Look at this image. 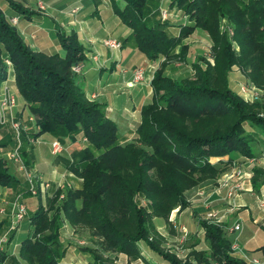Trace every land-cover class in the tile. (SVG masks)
Masks as SVG:
<instances>
[{
  "label": "trees",
  "instance_id": "obj_1",
  "mask_svg": "<svg viewBox=\"0 0 264 264\" xmlns=\"http://www.w3.org/2000/svg\"><path fill=\"white\" fill-rule=\"evenodd\" d=\"M6 1L17 13H30ZM121 4L115 12L131 30L126 40L133 39L150 62L181 57L176 49L186 50L183 40L196 29L212 40V62L199 57L192 63L190 78L168 76L164 64L156 69L151 101L142 107L140 122L128 141L122 140L104 105L88 99L81 72L73 70L85 61V47L77 33L56 29L62 53L46 54L24 42L0 8V83L7 80L11 68L13 84L33 117L32 122L17 118L28 125L22 132L24 163L31 166L25 145L32 146L31 141L42 134L62 144L65 139L83 140L82 149L74 154L76 160H63L80 186L66 187L62 193L57 190L53 199L46 194L45 201L41 193L36 195L38 206L18 245L24 264H61L67 250L60 236L65 223L74 232L87 229L99 240V248H82L92 258L91 264H113L105 253L125 254L127 264L137 259L153 264L142 256L139 242L165 264H193L161 247L163 236L154 218L167 221L174 208L188 207L185 192L219 174L221 168L210 162L211 157L232 152L253 157V135L264 137V102H246L228 82V73L236 66L249 81L264 87V0H169L167 9L180 14L177 23L156 18L158 9H151V0H121ZM222 19L230 23L231 36L220 29ZM172 26L179 28L177 35L168 33ZM9 129L10 136L0 140V187H15L16 194L24 196L26 186L19 184L7 165L14 140ZM255 174L263 175L264 170L255 169ZM199 224L210 250L194 252L195 264H246L230 255L231 243L219 225L205 220ZM260 249L264 252V245ZM3 260L1 255V264Z\"/></svg>",
  "mask_w": 264,
  "mask_h": 264
},
{
  "label": "crops",
  "instance_id": "obj_2",
  "mask_svg": "<svg viewBox=\"0 0 264 264\" xmlns=\"http://www.w3.org/2000/svg\"><path fill=\"white\" fill-rule=\"evenodd\" d=\"M12 1L20 4L30 13L27 15L17 13L6 0H0V8L8 20L17 18L15 27L18 33L24 42L34 50L46 54L62 53L56 29L77 33L80 42L85 47V61L79 78L83 83L86 95L89 99L99 101L104 105L106 115L116 123L122 140H130L140 122L142 107L151 101L150 83L157 69V63L148 61L145 55L139 52L133 39L126 40L131 30L115 12V6L122 4L116 0ZM39 1L46 6L45 10L38 8ZM168 5L169 0H151V9H158L156 18H160L159 10L167 8ZM172 14H175L174 16L177 18H171L172 16L169 18L177 23V20L180 19L178 12H172ZM198 30H194L190 35ZM167 31L170 35H177L179 28L172 26ZM205 34L208 36L207 33ZM106 37L117 39L121 43L120 49L111 50L105 47L102 40ZM188 37L185 39L187 40ZM185 39L183 42L188 44ZM136 57L137 59H135ZM140 65L146 68L145 78L140 83H133L132 72ZM4 87L14 95L15 103L17 101V104H14L6 113L10 112L16 118H24V115L29 116L30 113L24 107L23 99L13 84L11 68L8 70L7 80L0 83V91ZM247 129L254 132V129L249 126ZM10 134L8 125L0 124V140H6ZM252 138L253 157L242 156L237 152L211 157L210 162L219 164L221 168L219 174L213 179L200 182L185 192L189 202L188 207L174 208L167 221L160 217L154 218L157 231L170 241V245L166 249L183 262L195 264L194 252L209 253V242L205 237L204 229L199 224V220H205L219 225L231 245L233 243L238 245L237 250L230 252L233 258L240 259L246 264H251L252 259H257L261 264H264V252L260 249L264 245V206L261 205V201L264 200V174L257 177L255 174V169L264 170V137L256 133ZM53 139L54 137L45 133L31 141L32 146L25 145L24 148L30 157L31 168H36L39 155L44 149L47 159H43L49 166L47 178L56 179L59 173L63 172L66 174V181L68 180L73 186L79 187V181L75 180L68 172L63 160L75 161L74 154L82 149L83 140L65 139L63 145L66 149L57 156L50 151L49 142ZM230 187L235 189L232 195L228 194ZM0 188L3 194L2 200L5 202L9 203L18 196L15 187ZM209 211L216 213V218H208ZM4 215V218H0V222H3L0 225V236L6 232L4 229H6V221L8 222V215ZM235 224L239 225V229H233ZM19 226L20 224L14 232L9 233L8 242L4 245L1 254L4 257L2 264H24L18 256V245L27 234L29 226L27 223L25 235L12 244V238ZM180 226L187 229L186 236H183L179 229ZM73 232V228L67 223L60 230L62 241L67 245L61 264H91L92 260L81 259V252L73 239ZM140 243L143 242H139V247L145 260L151 261L153 264H165L144 243ZM116 256L122 261L120 263H127L128 257L125 254L120 253ZM137 260L141 264H145L143 260Z\"/></svg>",
  "mask_w": 264,
  "mask_h": 264
},
{
  "label": "rangeland",
  "instance_id": "obj_3",
  "mask_svg": "<svg viewBox=\"0 0 264 264\" xmlns=\"http://www.w3.org/2000/svg\"><path fill=\"white\" fill-rule=\"evenodd\" d=\"M116 1L119 4H121V0H116ZM37 5H38V8L40 10L46 9V6H44V4H42V2H40V1L38 2ZM173 13H176V12L173 11ZM174 15L175 14H171L170 15V16H172L171 18H177ZM178 15L180 18V14H178ZM183 19H184V22L187 21V18H183ZM9 21L13 25H15L17 23V20L14 22L13 18H11ZM220 29L226 30L228 35H230V36L233 34L231 25L226 19L221 20ZM205 33L206 32L204 30L199 29L198 31L194 32L192 35H189V37L187 36L188 39L187 40L185 39V41H187V43H188V44H186L187 49L186 50L184 49L185 51L183 49H180V48L176 49V54L180 55L181 57L175 56V57H171L169 59H163L162 58L161 60L156 61L157 69L159 67H161L162 64H164L163 71L168 76H170L174 79H182V78H187V77L190 78L191 76H193V73H194V71L192 69V63H194L195 61H198L199 57H206L207 59H209L212 62V59L210 57L212 40H211L210 36L209 35L207 36ZM32 37H34V36L32 35ZM234 47L236 50L238 49V47L235 44H234ZM139 52H141V51H139ZM135 59H137V57ZM5 63L8 64L6 61H5ZM199 64L204 66L203 61H199ZM228 82H229L230 88L232 90H234L235 92H237V94L241 98H243L246 102H249V103L264 102V87H259L256 84H254L253 82L249 81L236 66L232 67L231 71L228 73ZM241 86L250 87V89H249L250 91L243 94L241 91ZM89 100H91V99H89ZM15 104H17V101ZM260 115L262 116L263 114H260ZM26 118H27V116L24 115L23 119H26ZM256 132H258V131H256ZM260 135H262V134L260 133ZM22 142H23V140H22ZM14 144H15V141L13 140V142H11V146L9 147L8 151L11 150V148L14 146ZM22 147H23V143H22ZM22 147H21V150H22ZM47 147H48V145L46 146V148ZM46 157L47 156L45 155V152L43 149V151L40 153L39 158L37 160L38 162L36 163V166H35L36 168H34V169L38 170L39 173H41L43 176L45 175L44 177L46 179H48L46 175L49 173V166L47 165L46 161L43 159ZM7 165L10 168V171L12 172V174L18 179L19 184L24 185L26 180H25L24 175L20 172L18 165L10 159L7 160ZM29 167H31V166H29ZM65 176H66V174H65ZM48 180H50L51 186L42 194L43 195L42 199L44 201H45L44 197H46V194H48L49 199H53L55 197V192L57 190H60L62 193L66 189L65 185H63L62 187L56 186L57 178L56 179L52 178V179H48ZM67 182H69V181L67 180ZM79 186H80V181H79ZM0 193L3 197L1 188H0ZM22 197H24L22 199L26 205V208L28 211V216L20 223L19 228L16 230V232L12 238V244L19 241L20 238L23 235H25L26 227H27V223H28V218L34 213V211L36 210V208L38 206L37 197L33 196L30 192H28L27 194H24V196H22ZM45 204L47 206V202H45ZM4 216H5L4 214L0 213V218H4ZM9 226H10L9 222L6 221V226H5L6 229H4V230L8 231ZM73 233H74L73 239L75 240L76 245H78V247H79L78 249L81 252V254H80L81 259L84 260V258H88V259L92 260L90 255L87 252H84L82 250V248L83 247L95 248V249L99 248V246H100L99 240L92 237L90 235L89 230H87V229L75 230V232H73ZM169 242L170 241H168L166 238L163 237V240L161 242V247L163 249L167 250L169 247L168 245H170ZM140 244H143V243H140ZM104 256H109L110 259H112L113 264H127L126 262L120 263L122 261H120L115 254L105 253ZM128 261H129V259H128ZM130 264H141V263L138 260H134V261H130Z\"/></svg>",
  "mask_w": 264,
  "mask_h": 264
},
{
  "label": "built area",
  "instance_id": "obj_4",
  "mask_svg": "<svg viewBox=\"0 0 264 264\" xmlns=\"http://www.w3.org/2000/svg\"><path fill=\"white\" fill-rule=\"evenodd\" d=\"M172 14L171 11H169L167 8H161L160 9V16L163 19L169 18V16ZM17 19L13 18V21L15 22ZM102 43L105 47L111 49V50H118L121 47V43L113 38V37H106L102 40ZM6 62L9 64V61L6 60ZM73 70L77 73L82 72L83 70V64H78L73 66ZM145 72L146 68L143 65L137 66L134 68L132 72V81L133 83H140L145 78ZM250 87L248 86H241V91L243 94L249 92ZM15 104V97L14 95L9 92V90L4 87L2 91H0V124L2 125H8L12 132H13V138L15 141L14 146L11 148L10 151H8V157L10 160H12L14 163H16L19 167L20 172L25 177V186L33 196H36L38 193L43 194L50 186L51 182L50 180L46 179L41 173H39L37 170L28 167L21 156V147H22V132H25L28 129V125L22 121L17 119L15 116H13L10 112L6 113L7 111H10L12 106ZM27 121L32 122L33 117L31 115L27 116ZM25 119V120H26ZM65 146L56 138H54L50 142V151L53 155H61L65 151ZM65 185L67 188L72 187V184L70 182H67L65 180V174L63 172L59 173L57 180H56V186L62 187ZM234 187L229 188V195L234 194ZM261 205L264 206V200L261 201ZM0 213L8 215V222H9V230L4 232L0 236V259L1 254L4 250V245L8 242L9 233L16 229L17 226L28 216V211L26 208L25 203L22 200V195H18L15 197L11 202H5L2 200V195L0 193ZM207 217L210 219L216 218V213L213 211H209L207 213ZM180 231L182 232L183 236H186L187 229L184 226H180ZM233 229L237 230L239 229V225L235 224L233 226ZM239 247L236 243H233L231 245V250L235 251ZM251 264H261L257 259H252ZM1 264V261H0Z\"/></svg>",
  "mask_w": 264,
  "mask_h": 264
}]
</instances>
